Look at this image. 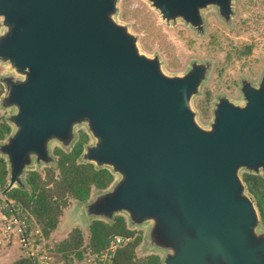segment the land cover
Returning a JSON list of instances; mask_svg holds the SVG:
<instances>
[{"label": "water", "instance_id": "obj_1", "mask_svg": "<svg viewBox=\"0 0 264 264\" xmlns=\"http://www.w3.org/2000/svg\"><path fill=\"white\" fill-rule=\"evenodd\" d=\"M163 21L204 29L208 7L229 20L236 0H146ZM120 0H0V139L7 185L58 166L84 129L78 160L115 176L75 203L74 222L144 228L138 246L161 264H264V220L243 172L264 176V74L241 99L218 98L204 123L194 104L212 70L170 72L120 19Z\"/></svg>", "mask_w": 264, "mask_h": 264}, {"label": "rangeland", "instance_id": "obj_2", "mask_svg": "<svg viewBox=\"0 0 264 264\" xmlns=\"http://www.w3.org/2000/svg\"><path fill=\"white\" fill-rule=\"evenodd\" d=\"M212 10L214 11V9L205 11L206 15L213 14ZM119 17L130 23L132 30L139 35L143 50L149 54L161 55L167 71L183 72L195 58L212 62L208 81L201 94L194 100L199 110V117L204 123H208L211 119L215 102L213 101L210 113L208 104H204L203 99L197 101L204 91L208 89V92H211L213 89L227 87L238 73L249 71L251 76L255 75L258 63L264 60V0H236L235 13L229 22L216 15L210 18L206 16L207 30L200 37H194L188 29L182 28L181 22L167 24L146 0H120ZM248 46L252 48L246 53ZM249 65L252 67L247 68ZM4 69L5 66L0 64V72ZM247 78L253 80L250 76ZM1 87L3 88V85L0 83ZM224 93L226 92L219 91V94ZM5 113L6 111L0 110L1 115ZM208 115L211 117L206 120ZM80 138L84 137L79 135L78 139ZM5 198L0 188V264H14L18 258L25 255V250L18 237L2 229L4 220L2 201ZM74 205L75 203H72L67 207L57 229L52 232L48 241L46 240L45 245L48 250H54L55 243L67 236L74 226H83L73 221L76 217ZM69 211H71L70 215H68ZM138 229L144 230V228ZM83 230L87 232L88 229L85 227ZM137 252L143 255L138 247ZM58 261L60 262L59 259ZM61 263L63 264V260Z\"/></svg>", "mask_w": 264, "mask_h": 264}, {"label": "trees", "instance_id": "obj_3", "mask_svg": "<svg viewBox=\"0 0 264 264\" xmlns=\"http://www.w3.org/2000/svg\"><path fill=\"white\" fill-rule=\"evenodd\" d=\"M3 88H0V94ZM0 114V139L10 131L11 126ZM81 148L76 145L70 151L61 147L55 149L58 155V166H44L39 170H29L27 181L30 191L18 187L5 193L3 212L10 215L19 213L27 216L31 226H39L48 241L52 232L60 223L65 208L73 198L84 199L90 193L93 184L102 185L113 178L112 172L104 168H96L93 163L80 162ZM7 164L0 156V188L7 185ZM251 190L257 198L258 206L264 220V178L253 174L246 177ZM98 187V186H97ZM20 208V210H19ZM118 221V222H117ZM116 223L94 219L85 232L80 226L71 229L67 236L56 242V248L50 250L58 264H78L89 255L103 252L115 235L132 237V240L120 246L114 255L112 264H161L157 254L139 255L137 247L141 235L136 236V229L128 226L126 218L119 215ZM60 260V262L58 261ZM76 262V263H75ZM14 264H33L28 256H21Z\"/></svg>", "mask_w": 264, "mask_h": 264}, {"label": "flooded vegetation", "instance_id": "obj_4", "mask_svg": "<svg viewBox=\"0 0 264 264\" xmlns=\"http://www.w3.org/2000/svg\"><path fill=\"white\" fill-rule=\"evenodd\" d=\"M211 9H214V11L212 10L213 14L209 13V14L206 15V13H203V17H204V29L203 30H198L197 28H195L194 26H192L190 23H187L185 20H183L181 18H177L175 21H173V20L168 21V23L166 21L165 22L167 24H177L178 22H181L180 26H182V28L188 29L194 37H200L201 35L205 34V32L207 30V20H206V16H209V18H210L211 16L213 17V16L216 15L218 18H221V19L225 20L226 22H229L231 20V18H232L231 17L229 20H227L225 18V16L224 17L223 16L221 17L220 14H219V12H218V10L216 9V7H212V6L211 7H208L206 9V11L211 10ZM251 48H252V46H248V50H246L247 51L246 53L250 52L251 51ZM210 63H212V62H210ZM251 67H252L251 65L247 66V68H251ZM257 69H258L257 70V73L255 75H252V76L250 75V72L249 71H246L244 73H238L237 76H235L234 80H231L227 84V87H225L223 89H216V90L213 89V90H211V92H208V89L205 90L204 93H203V95L201 97H199L197 99V101L199 102V100L202 101V99H203L204 104H208L209 111L211 113V108H212V105H213V101H217L218 98L229 97L231 99L232 98L241 99V88L243 86V83H247V84H250V85H259L260 84V83H258V81H259L260 77L264 74V60L258 63ZM246 73H248V74H246ZM247 75L250 76L251 78H253V80L250 81L247 78L248 77ZM219 91H224L226 93L219 94ZM215 98H216V100H215ZM202 113H203V111H202ZM210 117H211V115H208V118L206 120L210 119ZM79 135L80 136H83L84 138L83 139H81V138L78 139L77 141L79 143L76 141L75 142V145H74V148L76 147V145L78 146V144H79V147L81 148V152H80V154H81L82 151H83V149H84L85 144L90 140V136L87 133V131H85L84 129H80ZM57 147H55V149ZM55 149H54V151H55ZM253 174L260 175V176H262L264 178L263 174H257V173H253V172H245L243 175H244V178H245V180H246V182L248 184V187L250 185H249V182L247 181L246 177L247 176L251 177ZM112 175H113V178L111 180L105 181L104 183H102V185H97L98 187L95 184H93L92 187H91L90 193L88 194V196L86 198H84V199L73 198L71 200V204L72 203H79V202H86L90 198V196H91V194H92V192H93L94 189H105V188H108L112 184V182H113V180L115 178V176H114L113 173H112ZM66 209H67V207L65 208V211H66ZM72 210H73V208H72ZM71 211L68 212V215H70ZM118 219H119V214H116L114 216V220L112 222H109V223L114 224V223H116V221ZM91 221L84 222L83 223V226H80V227L82 229H84L85 227L88 228V226L91 223ZM76 226H78V225H76ZM86 231H88V230H86ZM143 234H144V230H141V229L136 228L135 235L136 236L141 235V240L139 242V245H140V243H141V241L143 239ZM117 236H119V234L115 235V237H117ZM125 238H126V240H125L124 244L127 243V242H129L130 240H132V237H125Z\"/></svg>", "mask_w": 264, "mask_h": 264}, {"label": "built area", "instance_id": "obj_5", "mask_svg": "<svg viewBox=\"0 0 264 264\" xmlns=\"http://www.w3.org/2000/svg\"><path fill=\"white\" fill-rule=\"evenodd\" d=\"M2 229L18 237L25 250V256L31 258L33 264H58L45 245L46 237L41 228L31 226L27 216L19 213L4 214ZM125 240L122 235L112 238L103 252L91 254L78 264H112L116 250Z\"/></svg>", "mask_w": 264, "mask_h": 264}]
</instances>
